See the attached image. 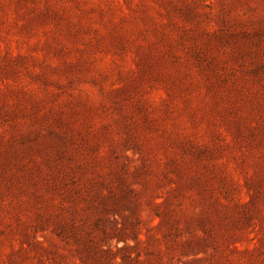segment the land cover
<instances>
[{
  "label": "rangeland",
  "instance_id": "1",
  "mask_svg": "<svg viewBox=\"0 0 264 264\" xmlns=\"http://www.w3.org/2000/svg\"><path fill=\"white\" fill-rule=\"evenodd\" d=\"M0 264H264V0H0Z\"/></svg>",
  "mask_w": 264,
  "mask_h": 264
}]
</instances>
